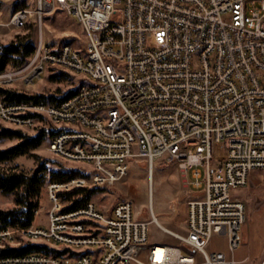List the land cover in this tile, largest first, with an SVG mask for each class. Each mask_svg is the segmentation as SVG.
Here are the masks:
<instances>
[{
    "label": "built area",
    "instance_id": "2783aa9c",
    "mask_svg": "<svg viewBox=\"0 0 264 264\" xmlns=\"http://www.w3.org/2000/svg\"><path fill=\"white\" fill-rule=\"evenodd\" d=\"M6 6H15L6 26L34 22L39 38L27 64L0 72V89L32 85L49 68L82 82L57 104L0 94V123L36 128L44 116L59 130L45 150L93 166L103 175L93 184L122 179L136 156L150 168L164 158L193 197L179 234L152 205L148 220L130 201L66 210L61 192L87 180L51 182L44 226L0 220V264H239L246 205L234 192L264 170V0H0V18ZM57 8L81 24L82 47L43 40ZM151 224L178 244L150 243ZM215 233L228 253L207 250ZM33 244L43 248L10 252Z\"/></svg>",
    "mask_w": 264,
    "mask_h": 264
},
{
    "label": "rangeland",
    "instance_id": "374dc122",
    "mask_svg": "<svg viewBox=\"0 0 264 264\" xmlns=\"http://www.w3.org/2000/svg\"><path fill=\"white\" fill-rule=\"evenodd\" d=\"M14 8L15 6H6L4 8L3 16L0 18V21H3V24L7 22V18L10 16ZM41 31L43 40L46 44L52 47H59L68 42L75 47H82L84 41V32L81 24L73 17L67 15L61 8H57L52 14L46 16L42 22ZM25 34H32L37 45L39 28L36 23H34L32 29H16L11 26H6V24L0 25V44H8L17 36H23ZM16 69L7 68L3 72H9ZM57 73H62V75L54 78L50 77ZM19 81L13 82L4 89H15L31 95L48 96L52 94H60L58 96H62L70 90L77 89L81 83L79 76L67 70H52V68L47 69L41 78H37L32 85L27 87L24 86L23 83L20 84ZM1 124L5 128L18 130L30 136L35 135L41 130V128L56 129V126L47 121L40 122L36 128H16L8 124ZM48 135L49 133L47 132L46 137ZM16 142L17 141L14 139L2 141L0 142V150L9 148L15 145ZM47 143L48 141L45 140L38 149L32 152V155L17 158L9 164H1L0 170L18 165L20 169L31 173L36 169L39 157L60 160L58 157L49 154L45 150ZM66 164L78 166V164L70 163L68 161ZM80 166L84 168L86 173L92 169L96 170L93 166ZM94 176L102 177L103 175L100 171L96 170V173H93L91 176L77 178H85L87 184L84 186L88 189L98 188L92 193L90 200L102 211L108 212L120 201H130L134 205L137 216L142 220H148L151 215L150 205H152L154 215L164 227L179 234L185 233L188 202L192 199L193 193L185 183L182 174L175 163H169L164 158H159L155 160L150 168L145 157L136 156L128 163L126 175L116 182L93 184L92 178ZM74 187L76 186L73 185L64 191L71 190ZM234 194L246 205V221L240 232L242 234V242L239 248L235 251L234 258L237 260L249 256L252 261L254 255L258 253H261L264 257V170L253 171L249 183L244 188L236 190ZM42 200L43 202L37 210L38 213L35 212L34 221L32 223L35 226H44L47 221V210L50 203L48 201L46 190L43 194ZM13 208H15L13 196L0 192V210L7 211ZM244 234L245 239L243 238ZM149 242H165L171 245L178 244L177 239L172 235L163 232L155 224L150 225ZM14 249L17 250V248ZM207 250L228 253L226 236L218 233L213 234L207 246ZM251 261L248 263L253 264Z\"/></svg>",
    "mask_w": 264,
    "mask_h": 264
},
{
    "label": "trees",
    "instance_id": "16d2710c",
    "mask_svg": "<svg viewBox=\"0 0 264 264\" xmlns=\"http://www.w3.org/2000/svg\"><path fill=\"white\" fill-rule=\"evenodd\" d=\"M34 23H28L24 29H32ZM71 44L70 42H68ZM36 49V41L32 34L17 36L8 44H0V72L7 68L16 69L22 67L28 62ZM54 70V68H52ZM62 75V73L53 74L50 77ZM80 82L82 79L80 78ZM76 89L70 90L62 96L60 94L52 95H31L15 89H0V94L7 102L37 101L46 104H57L60 100L70 96ZM47 121L44 116H38V122ZM48 122V121H47ZM58 129L41 128L35 135H27L18 130L5 128L0 123V142L5 140H16V144L0 150V165L9 164L17 158L32 155V152L38 149L44 142H48L58 132ZM49 135L46 137V133ZM60 159V158H59ZM66 160H53L39 157L38 165L31 173L20 169L18 165L0 170V192L13 196L15 208L11 210H0V220L10 223H18L23 227L32 225L35 212L42 204L43 194L47 185L51 182H67L72 178L88 177L96 170L92 169L88 173L80 165L85 163H75L78 166L66 164ZM69 162V161H68ZM94 189H88L85 186H76L71 190L61 192V198L67 209L78 207L88 201H91ZM43 248L40 244L28 245L18 250L13 249V253H25L31 250L41 251Z\"/></svg>",
    "mask_w": 264,
    "mask_h": 264
},
{
    "label": "crops",
    "instance_id": "0c3cea01",
    "mask_svg": "<svg viewBox=\"0 0 264 264\" xmlns=\"http://www.w3.org/2000/svg\"><path fill=\"white\" fill-rule=\"evenodd\" d=\"M243 238L245 239V234L243 235ZM239 262V264H247L248 262H250V257L249 256H245L241 259H237ZM253 264H264V257L262 256L261 253H258L256 255H254V259L251 261ZM249 264V263H248Z\"/></svg>",
    "mask_w": 264,
    "mask_h": 264
},
{
    "label": "bare ground",
    "instance_id": "6f19581e",
    "mask_svg": "<svg viewBox=\"0 0 264 264\" xmlns=\"http://www.w3.org/2000/svg\"><path fill=\"white\" fill-rule=\"evenodd\" d=\"M152 176V175H151Z\"/></svg>",
    "mask_w": 264,
    "mask_h": 264
}]
</instances>
